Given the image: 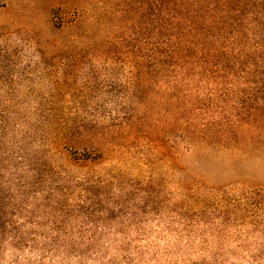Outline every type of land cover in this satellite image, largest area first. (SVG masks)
Masks as SVG:
<instances>
[{"label": "rangeland", "instance_id": "rangeland-1", "mask_svg": "<svg viewBox=\"0 0 264 264\" xmlns=\"http://www.w3.org/2000/svg\"><path fill=\"white\" fill-rule=\"evenodd\" d=\"M155 2L0 0V264H264V132L181 131L245 75L161 73Z\"/></svg>", "mask_w": 264, "mask_h": 264}, {"label": "trees", "instance_id": "trees-1", "mask_svg": "<svg viewBox=\"0 0 264 264\" xmlns=\"http://www.w3.org/2000/svg\"><path fill=\"white\" fill-rule=\"evenodd\" d=\"M155 5L159 8L161 73L171 67L179 75H245L237 86L243 85L247 92L231 107L235 112L231 119L218 122L210 118L205 129L191 126L181 131L199 144L234 151L247 142L251 145L253 137L237 132L240 123L257 134L264 132V99L260 98V104L254 98L255 73L264 63V0H156ZM240 115L248 120H239ZM217 138H222V144Z\"/></svg>", "mask_w": 264, "mask_h": 264}]
</instances>
